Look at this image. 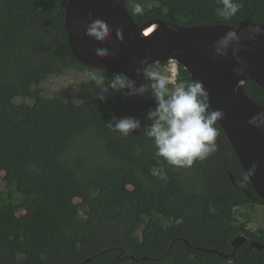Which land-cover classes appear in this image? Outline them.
<instances>
[{"label": "trees", "instance_id": "1", "mask_svg": "<svg viewBox=\"0 0 264 264\" xmlns=\"http://www.w3.org/2000/svg\"><path fill=\"white\" fill-rule=\"evenodd\" d=\"M237 2L243 7L227 20L218 0L126 7L139 24H264V0ZM158 65L122 74L134 79ZM70 69L116 74L74 55L63 0H0V264H264V248L250 241L220 255L232 253L239 234L264 243V227L249 228V209L264 200L219 121L214 154L190 168L171 166L146 135L151 95L125 97L82 80L73 95L46 96L41 83ZM181 81L192 79L179 65ZM244 91L264 107L259 84L248 80ZM114 116L134 117L141 128L122 136L107 125Z\"/></svg>", "mask_w": 264, "mask_h": 264}, {"label": "water", "instance_id": "2", "mask_svg": "<svg viewBox=\"0 0 264 264\" xmlns=\"http://www.w3.org/2000/svg\"><path fill=\"white\" fill-rule=\"evenodd\" d=\"M63 1L71 49L88 67L127 73L137 66L176 62L190 73L192 81H201L209 94L210 109L223 112V118L218 121L254 189L264 200V126L249 122L264 111V107L244 91L248 80L264 89V33L249 32L250 26L264 28V24L250 19L241 21L237 27L224 24L184 26L162 19L139 24L127 9L126 0ZM89 13L91 19L100 18L111 26L110 38L103 44L86 35V27L91 22ZM118 28H123V41L117 37ZM231 29L238 30L242 37L238 56L247 65L243 75L233 71L238 65L231 51L228 56L213 58L214 42ZM97 48L108 49L111 54L101 59L96 55ZM254 162L259 167L254 174H249ZM245 241H250L257 249L264 248V243L244 233L232 240V253L220 255L232 257Z\"/></svg>", "mask_w": 264, "mask_h": 264}, {"label": "clouds", "instance_id": "3", "mask_svg": "<svg viewBox=\"0 0 264 264\" xmlns=\"http://www.w3.org/2000/svg\"><path fill=\"white\" fill-rule=\"evenodd\" d=\"M222 6L219 15L224 19L234 17L243 5L237 0H218ZM134 14H141L143 6L136 3ZM91 19V13H89ZM249 32L256 35L264 33L260 25H252ZM117 37L123 41V28L116 30ZM86 35L97 42L105 43L111 35V26L100 18L91 19L86 27ZM242 37L238 30L231 29L219 37L213 44V58L228 56L229 52L236 59L237 67L233 71L243 75L246 62L239 58ZM96 55L104 59L111 53L108 49L97 48ZM145 83L137 86L135 80L126 74L116 73L107 78V88L122 92L125 97L150 93L155 100V107L149 109L146 119L151 121L146 127V135L155 146V156L163 158L169 165L178 168H190L197 161H205L218 150L216 138L217 121L223 118V112L210 109L208 92L201 81L172 83L170 78L159 71L142 68ZM91 79L100 85L105 77L93 74ZM100 99H104L101 95ZM255 126H264V111L249 121ZM109 129L127 136L141 128V121L134 117H113L107 124ZM259 164L252 163L249 174H254ZM162 179L165 176L161 177ZM182 221H178L180 223Z\"/></svg>", "mask_w": 264, "mask_h": 264}, {"label": "rangeland", "instance_id": "4", "mask_svg": "<svg viewBox=\"0 0 264 264\" xmlns=\"http://www.w3.org/2000/svg\"><path fill=\"white\" fill-rule=\"evenodd\" d=\"M159 71L160 73L164 74V71L166 68L163 67V65H158L156 68L152 69ZM95 74L97 76H102L105 77V81L100 84L99 86L101 87L102 90L105 89L107 85V78L104 74L102 73H89V72H84L82 70L78 69H70L67 70L64 74L62 75H52L45 79L42 83L41 86L44 89V94L48 97H54L56 95L65 97L69 95H73L76 90L78 83L82 80H90L91 76ZM133 80L136 81L137 86H139L142 83H145L143 76H139L137 78H134ZM150 93H146L142 96L147 97L149 96ZM3 173L0 174L2 176ZM6 189V184L4 181L0 178V191ZM21 196V195H20ZM19 197V196H17ZM77 202L80 201L79 199L76 200ZM240 212H246V208H239ZM250 215H251V221L249 224L250 229H256L258 227H264V205H256L254 209H249Z\"/></svg>", "mask_w": 264, "mask_h": 264}, {"label": "built area", "instance_id": "5", "mask_svg": "<svg viewBox=\"0 0 264 264\" xmlns=\"http://www.w3.org/2000/svg\"><path fill=\"white\" fill-rule=\"evenodd\" d=\"M166 70L164 71V74L167 75L173 84L178 82L179 77V64L176 62H170L163 65Z\"/></svg>", "mask_w": 264, "mask_h": 264}]
</instances>
